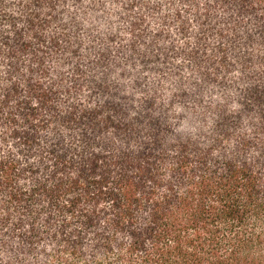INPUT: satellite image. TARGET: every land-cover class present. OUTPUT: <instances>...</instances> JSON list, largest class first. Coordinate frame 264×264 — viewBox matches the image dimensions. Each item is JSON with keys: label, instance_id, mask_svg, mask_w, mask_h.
<instances>
[{"label": "trees", "instance_id": "16d2710c", "mask_svg": "<svg viewBox=\"0 0 264 264\" xmlns=\"http://www.w3.org/2000/svg\"><path fill=\"white\" fill-rule=\"evenodd\" d=\"M0 264H264V0H0Z\"/></svg>", "mask_w": 264, "mask_h": 264}]
</instances>
